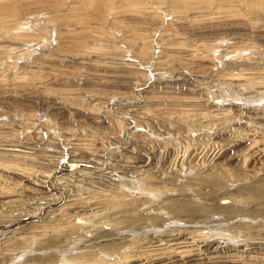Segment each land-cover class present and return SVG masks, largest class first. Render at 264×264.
Wrapping results in <instances>:
<instances>
[{"label":"rangeland","instance_id":"rangeland-1","mask_svg":"<svg viewBox=\"0 0 264 264\" xmlns=\"http://www.w3.org/2000/svg\"><path fill=\"white\" fill-rule=\"evenodd\" d=\"M13 233L0 264H264V0H0Z\"/></svg>","mask_w":264,"mask_h":264},{"label":"bare ground","instance_id":"bare-ground-1","mask_svg":"<svg viewBox=\"0 0 264 264\" xmlns=\"http://www.w3.org/2000/svg\"><path fill=\"white\" fill-rule=\"evenodd\" d=\"M2 150H4V149H2ZM14 151H16V150H14ZM3 152V151H2ZM14 159V158H13ZM95 168V167H94ZM99 171H100V169L98 170V173H99ZM47 186V185H46ZM50 187H52V186H50ZM59 193V192H58ZM48 196H50V195H48ZM58 198H60L59 196H55V194H52L51 195V197L49 198V199H47V201L44 203V206L45 207H47V206H49V205H51L53 202H57L56 200H58ZM43 206V208H45ZM39 209V208H38ZM82 217V216H81ZM82 220L81 219H79L78 220V222H81ZM76 224V223H75ZM100 225H102V224H100ZM2 226V225H1ZM106 226V225H105ZM94 227V226H93ZM17 233H19V232H17ZM17 233H15L16 235H17ZM22 233V232H21ZM14 233H13V235H9L8 237H7V239H5L4 241H2L1 243H0V248H2V247H5V246H9L10 244H13V243H15V241L16 240H20L22 237L21 236H18V237H16V235H15ZM20 234V233H19ZM21 235V234H20ZM30 238H32V236H30ZM106 240V239H105ZM113 240V239H112ZM124 240V239H123ZM19 242V241H18ZM182 243V242H181ZM22 242H20V243H18V246H16V247H13V248H7L6 249V252L5 253H3V252H0V255H2L3 256V254H8L7 253V251H11V252H13V251H15V250H20L21 249V247H22ZM43 248V247H42ZM101 256V255H100ZM5 257V256H4ZM9 257V256H8ZM0 258H1V256H0ZM10 258V257H9ZM97 258V257H96ZM95 258V259H96ZM126 258V257H125ZM2 259H3V257H2ZM5 259V258H4ZM61 259L62 258H58V256H56V258L54 259V262H53V264H58V261H61ZM71 260V259H70ZM212 260V259H211ZM6 261V260H5ZM52 261V260H51ZM101 260H100V257H98L97 258V260L95 261V264L96 263H99ZM1 262V261H0ZM7 262V261H6ZM9 262V261H8ZM63 262V261H62ZM61 262V263H62ZM92 262V261H91ZM66 263V262H65ZM3 264H5V263H3Z\"/></svg>","mask_w":264,"mask_h":264}]
</instances>
